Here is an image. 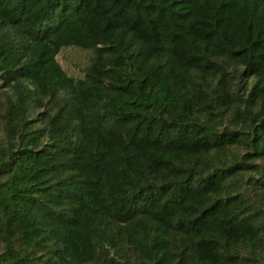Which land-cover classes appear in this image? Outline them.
I'll use <instances>...</instances> for the list:
<instances>
[{"label":"trees","instance_id":"obj_1","mask_svg":"<svg viewBox=\"0 0 264 264\" xmlns=\"http://www.w3.org/2000/svg\"><path fill=\"white\" fill-rule=\"evenodd\" d=\"M0 264H264V0H0Z\"/></svg>","mask_w":264,"mask_h":264},{"label":"rangeland","instance_id":"obj_2","mask_svg":"<svg viewBox=\"0 0 264 264\" xmlns=\"http://www.w3.org/2000/svg\"><path fill=\"white\" fill-rule=\"evenodd\" d=\"M89 52L76 48H64L57 55V59L66 73L70 76H79L88 63Z\"/></svg>","mask_w":264,"mask_h":264}]
</instances>
